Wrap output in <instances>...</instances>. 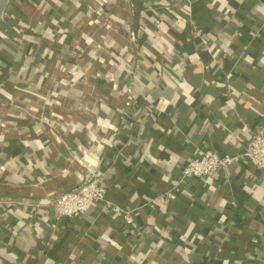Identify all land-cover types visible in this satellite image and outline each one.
I'll use <instances>...</instances> for the list:
<instances>
[{
	"label": "crops",
	"instance_id": "obj_1",
	"mask_svg": "<svg viewBox=\"0 0 264 264\" xmlns=\"http://www.w3.org/2000/svg\"><path fill=\"white\" fill-rule=\"evenodd\" d=\"M32 1L52 56L38 88L13 89L21 63L0 77V264H264V171L178 184L200 150L234 155L264 127V0H170L158 19L146 0ZM90 172L137 228L93 209L52 233L50 200Z\"/></svg>",
	"mask_w": 264,
	"mask_h": 264
},
{
	"label": "built area",
	"instance_id": "obj_2",
	"mask_svg": "<svg viewBox=\"0 0 264 264\" xmlns=\"http://www.w3.org/2000/svg\"><path fill=\"white\" fill-rule=\"evenodd\" d=\"M130 39L132 41L136 39L133 32H130ZM127 92L130 94L131 90L128 89ZM129 105H131L130 101L127 103V106ZM237 163H248L264 171V127L253 134L241 152L234 155H220L211 149L200 150L198 156L189 160L184 166L178 184H184L188 179H207ZM178 193L179 191L173 188L166 193V197L175 200ZM50 202L55 212V221L50 226L53 234L56 233L57 223L60 220L84 216L93 209L105 214L122 215L126 227L137 228L132 211H127L107 200V189L100 182L97 172H90L79 186L55 196Z\"/></svg>",
	"mask_w": 264,
	"mask_h": 264
},
{
	"label": "trees",
	"instance_id": "obj_3",
	"mask_svg": "<svg viewBox=\"0 0 264 264\" xmlns=\"http://www.w3.org/2000/svg\"><path fill=\"white\" fill-rule=\"evenodd\" d=\"M64 1L72 2L73 0ZM169 2L170 0H146L145 7L148 17L155 19L174 17L175 13L168 7ZM32 3V0H11L6 15L8 21L5 22L6 25L4 23L0 26V77L10 66L19 63L24 66L20 73L10 79V82L15 84L13 89H23L31 85L38 88L48 77L46 66L52 56V51L50 49L37 51L35 41L37 38L50 36L53 34V29L47 24L48 19L46 18L38 23L33 33L27 32L29 25L23 13V8L29 9ZM61 31L63 32L62 39L65 41L67 30L61 29ZM15 44L18 46L17 49L13 47ZM27 56L29 57L28 64L27 61H24ZM10 92L11 90L7 86L0 85V98L9 95Z\"/></svg>",
	"mask_w": 264,
	"mask_h": 264
},
{
	"label": "water",
	"instance_id": "obj_4",
	"mask_svg": "<svg viewBox=\"0 0 264 264\" xmlns=\"http://www.w3.org/2000/svg\"><path fill=\"white\" fill-rule=\"evenodd\" d=\"M10 1L11 0H0V24L3 21V18L6 14Z\"/></svg>",
	"mask_w": 264,
	"mask_h": 264
}]
</instances>
